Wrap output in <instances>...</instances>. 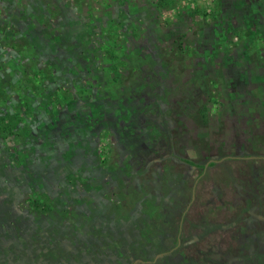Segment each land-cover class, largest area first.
<instances>
[{
    "label": "rangeland",
    "instance_id": "1",
    "mask_svg": "<svg viewBox=\"0 0 264 264\" xmlns=\"http://www.w3.org/2000/svg\"><path fill=\"white\" fill-rule=\"evenodd\" d=\"M207 1L206 11L202 6ZM214 7L220 10L217 15ZM3 36L20 52L26 47V53L0 48V78L16 86L23 77L13 63L27 64L30 79L36 78L31 71L36 66L42 70L36 83L43 84L47 95L32 104L31 120L36 117L41 124H30L31 132L20 138L27 143L25 158L8 151L13 140L0 139L2 185L14 182L22 190L19 194L41 195L69 211L81 203L110 215L121 206L120 199L126 204L118 212L122 219L96 226L113 227L123 242L137 243L145 220L158 227L152 223V203H143V185L159 189L158 201L167 211L173 206L177 213L185 210L201 170L188 167L180 157L203 164L221 144L225 150L241 147L252 131L258 138L255 149L264 154V0H176L175 6L163 0H0ZM3 86L6 102L17 103L15 87ZM158 105L170 120L166 126L173 127L172 136L157 123ZM124 106L134 111L135 119ZM85 108L93 109L92 115ZM149 128L153 134L165 133L156 141L153 165L141 169L148 157L142 153L141 167L133 166L130 175L131 161L122 151L127 163L123 188L122 168L111 176L103 159L112 161L114 169L120 141L131 145ZM235 134L240 139L231 141ZM174 136L176 149L169 141ZM170 152L174 160L166 157ZM148 175L158 178L144 179ZM17 178L36 185L19 184ZM115 178L120 180L114 183ZM229 182L208 174L192 204L187 241L201 246L205 264H238L233 255L243 241L258 239L256 231H264V217L255 207L236 216L246 197L238 184L227 186ZM79 225L80 232L93 226L88 221ZM200 227L206 233L202 238Z\"/></svg>",
    "mask_w": 264,
    "mask_h": 264
},
{
    "label": "flooded vegetation",
    "instance_id": "2",
    "mask_svg": "<svg viewBox=\"0 0 264 264\" xmlns=\"http://www.w3.org/2000/svg\"><path fill=\"white\" fill-rule=\"evenodd\" d=\"M8 39V36H3L2 39L0 37V48H9L17 53H26V47L25 50L20 52L18 45L5 43ZM13 65L14 68H18L22 72L21 75L23 77L24 71L26 73L25 67H27V64L14 62ZM243 79L246 78L244 77ZM1 85L4 87L3 84ZM7 86L15 87L12 83H8ZM18 94L20 95L18 102L14 104L6 103V106L12 111L11 113H21L23 118L19 128L25 129L27 127L26 123L29 125L41 124L36 117L31 120V113L26 112L28 102L26 96H28V93L21 90ZM131 100L134 101L133 99ZM156 100L158 104L160 99ZM142 101L144 102V100ZM164 112L165 109L162 105H158L156 109V114L158 115L156 117L158 119L157 123L160 126L163 125L164 130L166 127L169 128L165 133L172 136L175 133L172 126V128L166 126L170 120H167ZM0 115L3 116L2 111H0ZM27 117H29V120L26 119ZM29 132L31 131L28 130L25 133L19 131L12 138L10 137L15 144L12 147L10 146L8 150L11 151L12 155H17L20 158L21 155L27 152V143L20 138H23ZM162 133L155 134L157 136L155 142L161 135H165L164 132ZM252 133V136L244 141L241 147L236 148L235 145H230L225 150L223 144H221L218 148L214 149L217 153V156L215 155L216 157L213 156L212 158L211 156L209 159L206 158L203 164L194 163L198 165L195 166V169H200L201 171L194 180L191 197L184 204L186 208L182 212L177 213L176 206H173L170 212L169 210L167 211L164 208L165 206H162L158 201L160 196L159 189L146 190V188L144 189L145 185H143L142 192L148 191L149 193L145 196L143 194L142 198L149 200L152 203L153 209H156L153 212L155 221L158 219L156 221L157 224L158 222L159 225L163 224L160 220L161 215H163V219L165 220L163 226L165 227L158 226L156 229L153 226L147 227L145 220L143 222L144 226L138 231L140 238L133 245L125 241L123 242L121 236L115 235L113 227L109 228L105 226L100 228L96 226L101 222L108 224L112 219L114 221H120L122 219V213L118 212L121 211L123 205L126 207V204L120 199H118V204L120 203L121 206L116 208L117 211L113 209L110 215L104 213L106 212L105 209L101 210V208L91 205L81 206V203H77L75 211H69L68 209L65 210L62 205L55 206L50 199H44L40 197L41 195L25 196L22 193L19 194L22 190L17 184L8 181L5 182L8 185L4 186L0 180V264H205V258L202 255L203 249H200L201 246L197 243L188 242L187 240L189 224L191 223L189 219L194 212L191 210L192 204H195L198 199L197 192L199 191V184L205 181L208 174L209 176L217 175L223 181L229 180L230 182L227 186H231L232 184H238L240 186L239 192L244 193L246 198H244L245 204L239 205L237 208V217L244 216L252 207H255L257 212L261 214L260 216L264 217V154L262 151L255 149L258 138L254 131ZM176 138L174 136L172 140H176ZM238 138L240 139V136L235 134L231 141H237ZM0 139L4 140V137H0ZM119 139L121 140L123 138ZM119 145L122 150L120 151V155H118L117 159H119V162L116 163V167L112 169L113 163L110 160L106 161L103 159L102 164L111 176L114 172L117 175V169L122 168L123 177L121 176V180L115 178L114 183L120 180L124 188L127 185L124 180L127 176L125 174V171H127V163L122 161L121 152L123 151L125 154L124 157L127 158L130 151L137 147L141 151L140 154L144 153L142 152L144 146L143 144L139 146L133 143L129 145L127 142L123 143L122 141H120ZM209 153L212 155L213 151ZM157 154L159 153L157 152L155 155ZM167 156L169 160L176 158L171 152ZM160 158L159 155L157 159L165 162ZM180 158L183 161V157ZM184 159L190 160L189 158ZM17 161L23 167L28 166L26 161ZM211 162H215V166L210 167ZM139 165L141 163L136 164L135 167ZM186 165L193 168L192 165ZM122 166H125V169ZM127 166H130V164H127ZM199 166H204V168ZM141 169L143 171L146 170V166L144 165ZM188 170L191 171L192 169L190 170L189 168ZM213 170L214 172L211 174L210 171ZM44 171L46 173V170ZM157 176L151 177L148 175L144 179L152 180L158 178ZM43 179V177H40L38 180L43 181ZM17 183L28 184V187L32 186V184L34 186L36 185L35 182L29 179L18 180L17 178ZM147 184L155 185V182L150 183L148 181ZM116 185L120 186L119 182ZM231 194L233 196V193ZM236 194L238 193L236 192ZM142 198L139 197L138 199L140 200ZM232 208L234 207L232 206ZM86 217L90 218L86 219ZM107 218L110 219L105 220ZM85 221H88V225H93L92 230L81 228L82 230L80 232L79 224L82 223L83 225ZM88 228L90 227L88 226ZM198 231L201 233V238L206 235L202 227L198 228ZM246 232L248 233V229H246ZM258 232V239H254L253 237L252 240L243 241L236 251L235 256L233 255L235 259H239L238 264H264V231H256V233Z\"/></svg>",
    "mask_w": 264,
    "mask_h": 264
},
{
    "label": "trees",
    "instance_id": "3",
    "mask_svg": "<svg viewBox=\"0 0 264 264\" xmlns=\"http://www.w3.org/2000/svg\"><path fill=\"white\" fill-rule=\"evenodd\" d=\"M163 1L168 3V4H170V5H172V6H175V4H176V0H163ZM214 3L216 4L217 2L215 1ZM208 5H210L209 2L207 3V5L202 6V7H204V9H206V11H207ZM215 8L216 7L212 8V13L213 14L216 13L215 15H217L220 10L219 11L218 10L215 11L216 9H218V7L216 9ZM166 9H169V8H166ZM198 12H199V10H198ZM218 18L219 17L217 16L216 19H218ZM111 44L113 45V43H111ZM107 62H109V61H107ZM29 67L31 68V66H29ZM25 68H26V73L24 71L23 79H20L18 81V85L15 86V90L17 91V93H20L21 90H24L26 93H28V96H26L28 98V102H27V106H26V112L29 113V114L31 113V115H32V112L35 109V106H33L32 104L34 103L35 99H39V98L43 97L44 95H47V93L44 92V88L42 89L43 84L40 83V82L36 83V80H35L38 76H40L42 74V70H39L36 66H33V68H31V71L35 73V77L36 78H31L30 79L29 77H26L27 75H30V72L27 71V67H25ZM43 73H45V72H43ZM7 82L9 83V81H5V79L0 78V83L1 84L8 85ZM1 84H0V111L3 112V116L0 115V137H4V139H6V138L10 139V137L12 138V136L16 132L21 131V132L25 133L26 131L31 130L30 129L31 126L28 123H26L27 127L25 129L24 128H19L20 122L22 121L23 117H22L20 112L11 113L9 108L6 106V103H7L6 101H8V100H6L8 98V93L2 87ZM32 91L36 92V94L34 96H32ZM33 97H35V98H33ZM53 97H55V95ZM59 97L65 98L66 96L61 94V95H59ZM59 101H60V104H62L61 100H59ZM75 101H77V99H74L73 101H71L70 108L75 106V104L73 103ZM123 108H125V106ZM83 110L84 111L86 110L87 112H89L90 115H92V113H93V109H86L85 108ZM125 111L128 112V115L130 117H134V119H135L136 116H134V111L133 110H131V109L129 110L128 108H125ZM137 128L138 129H135L134 131L137 134H140L141 132L140 133H138V132L141 129V125L139 127H137ZM150 129H152V128H149L147 130L148 132H146V134L144 135L142 140L140 139V137H134V142H132L134 145L136 144V145H139V146H140V143H138L139 141H142L143 143L144 142L146 143V146H144V150L142 151V152H144L143 155H146V153H148L147 159L144 160V162H146L145 163L146 167H150V166L152 167V165H153V162H154L153 158L154 157H152L151 155L153 154L154 147L156 146L155 138H157V136L155 134H153ZM166 129L168 130L169 128L166 127ZM169 141L170 142H174V141H172V139L169 140ZM174 144L175 145H174L173 148H175V149H176V147L178 148V146L176 145L175 142H174ZM140 152L141 151H139V147H137V148L131 150V153L127 156V159L131 161L130 162L131 170L130 169L128 170L129 174H130V171H132V167L133 166L135 167L136 164L140 163L139 159L142 156V154H140ZM175 155L178 156L179 154L176 153ZM183 161L186 162V164H189V165H192V166H198V165L194 164L193 162H191L190 160H187V159L183 158ZM213 166H215V162H211L210 163V167H213ZM199 167H202V166H199ZM202 168H204V166ZM147 193H149V192L148 191H145L144 193L142 192V194H144V196ZM148 201L149 200H147V201L144 200L143 201L144 205H146L148 203ZM149 203H151V202H149ZM160 220H161V222H163V224L159 225V222L157 224L156 221H158V219H156V221H155V219L152 220V223L155 222L156 226H163L164 222H165V220L163 219V215H161ZM149 224L150 223L146 221V226L147 227H149Z\"/></svg>",
    "mask_w": 264,
    "mask_h": 264
}]
</instances>
